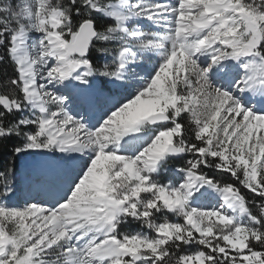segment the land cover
<instances>
[{
  "label": "snow or ice",
  "instance_id": "obj_1",
  "mask_svg": "<svg viewBox=\"0 0 264 264\" xmlns=\"http://www.w3.org/2000/svg\"><path fill=\"white\" fill-rule=\"evenodd\" d=\"M0 147V264H264V0H0Z\"/></svg>",
  "mask_w": 264,
  "mask_h": 264
},
{
  "label": "trees",
  "instance_id": "obj_2",
  "mask_svg": "<svg viewBox=\"0 0 264 264\" xmlns=\"http://www.w3.org/2000/svg\"><path fill=\"white\" fill-rule=\"evenodd\" d=\"M6 160V151L3 149V147H0V166L3 165V163ZM169 166H173L172 164H170ZM170 219H173L172 217H170ZM132 226H130L129 229H131Z\"/></svg>",
  "mask_w": 264,
  "mask_h": 264
},
{
  "label": "rangeland",
  "instance_id": "obj_3",
  "mask_svg": "<svg viewBox=\"0 0 264 264\" xmlns=\"http://www.w3.org/2000/svg\"><path fill=\"white\" fill-rule=\"evenodd\" d=\"M171 167V166H170ZM165 176L167 175V174H164ZM165 182H166V180H165ZM132 226V228L131 229H128V230H138V225H131Z\"/></svg>",
  "mask_w": 264,
  "mask_h": 264
}]
</instances>
